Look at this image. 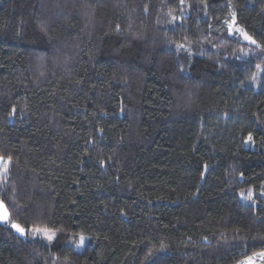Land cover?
Listing matches in <instances>:
<instances>
[{"label":"trees","instance_id":"obj_1","mask_svg":"<svg viewBox=\"0 0 264 264\" xmlns=\"http://www.w3.org/2000/svg\"><path fill=\"white\" fill-rule=\"evenodd\" d=\"M0 154V264L264 251V0H0Z\"/></svg>","mask_w":264,"mask_h":264},{"label":"snow or ice","instance_id":"obj_2","mask_svg":"<svg viewBox=\"0 0 264 264\" xmlns=\"http://www.w3.org/2000/svg\"><path fill=\"white\" fill-rule=\"evenodd\" d=\"M225 24L227 25V31L229 34L235 35L236 38L242 39L244 41L250 42L251 44H256L257 42L253 39L251 35L248 34L247 31H245L243 28L239 27L236 23V16L235 13L228 17L225 20ZM117 29H119V25H117ZM257 68L260 67V65H256ZM15 109H13V112ZM13 113H9V115H12ZM249 140H251V136H249ZM12 157H5L0 154V165H2V168H0V174H2L5 177V180L7 179V175L9 172V166L11 164ZM243 195V193H241ZM248 199L252 198V191L249 189L248 191ZM11 207L15 208L16 205L13 203ZM0 223L10 225L11 229L15 230L17 233H19L21 236H25L28 233H31L33 236H36L37 234L43 235L46 237L49 241L54 239L56 233L54 231H49L46 228H38L34 226H28L27 228L19 223H16L12 220V215L9 210V204L5 202V200L0 199ZM83 243V237H81V244ZM254 257H260L261 259H264V251H261L259 253H254L253 256H249L246 258L245 261H240L239 264H253Z\"/></svg>","mask_w":264,"mask_h":264},{"label":"rangeland","instance_id":"obj_3","mask_svg":"<svg viewBox=\"0 0 264 264\" xmlns=\"http://www.w3.org/2000/svg\"><path fill=\"white\" fill-rule=\"evenodd\" d=\"M261 71H262V68H260L259 69V73H261ZM0 168H2V165H0ZM241 193H243V195H241ZM247 196H248V192L247 193H244V192H240V198H241V200L243 201V200H247ZM252 196H253V192H252ZM249 200V199H248ZM15 231V230H14ZM16 232V231H15ZM17 233V232H16ZM19 234V233H18ZM20 235V234H19ZM40 234H37L36 236H39ZM21 236V235H20ZM36 236H33L31 233H28L27 235H25V236H22V237H36ZM83 237V243L81 244V241H80V243H79V245H78V250H82L83 249V247H84V245H85V243H86V241L89 239V237L88 236H82Z\"/></svg>","mask_w":264,"mask_h":264},{"label":"built area","instance_id":"obj_4","mask_svg":"<svg viewBox=\"0 0 264 264\" xmlns=\"http://www.w3.org/2000/svg\"><path fill=\"white\" fill-rule=\"evenodd\" d=\"M249 257V256H248ZM247 257L243 258L241 261H245ZM262 260L260 257H254V262L253 264H261Z\"/></svg>","mask_w":264,"mask_h":264},{"label":"crops","instance_id":"obj_5","mask_svg":"<svg viewBox=\"0 0 264 264\" xmlns=\"http://www.w3.org/2000/svg\"><path fill=\"white\" fill-rule=\"evenodd\" d=\"M261 264H264V259L262 260V263Z\"/></svg>","mask_w":264,"mask_h":264}]
</instances>
